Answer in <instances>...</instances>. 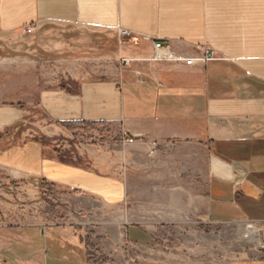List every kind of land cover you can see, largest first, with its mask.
<instances>
[{"label": "crops", "instance_id": "obj_1", "mask_svg": "<svg viewBox=\"0 0 264 264\" xmlns=\"http://www.w3.org/2000/svg\"><path fill=\"white\" fill-rule=\"evenodd\" d=\"M49 26L109 34L104 49L110 52L91 72L70 74V89L39 93L37 107L51 125L48 131L39 127V134L21 140L12 129L27 114L0 107L1 173L119 205L125 184L91 168L107 158L83 150L85 165H74L42 143L71 134L59 124L112 125L122 141L127 133L137 144L203 145L211 158L209 221L264 225V0H0V35ZM121 31L134 39L121 38ZM157 43L187 58L202 57L208 47L217 60L191 67L151 63ZM123 229L132 245L154 243L141 228ZM40 236L45 253L51 252L53 239ZM14 245L12 227L0 226V264L13 258ZM261 250L230 264H264ZM54 255L55 264H82L59 251Z\"/></svg>", "mask_w": 264, "mask_h": 264}, {"label": "rangeland", "instance_id": "obj_2", "mask_svg": "<svg viewBox=\"0 0 264 264\" xmlns=\"http://www.w3.org/2000/svg\"><path fill=\"white\" fill-rule=\"evenodd\" d=\"M108 39L109 34L55 26L0 35V107H18L27 114L12 129L13 135L23 140L29 133L39 134V127L51 128L37 107L39 93L70 89V74L76 69L91 72L108 57L110 51L104 49ZM67 132L71 134L42 139L48 147L58 148L63 161L85 165L83 150L98 153V160L107 158V164L90 167L120 178L125 199L106 206L63 188L13 180L0 172V226L12 227L15 244L8 263L55 264L59 251L82 264H230L262 252L261 237L248 236V225L209 221L211 158L203 145L157 144L151 155L152 144L124 145L112 125ZM86 162L91 163L88 158ZM121 227L141 228L154 243L132 245ZM40 232L53 239L51 252L45 253L48 246Z\"/></svg>", "mask_w": 264, "mask_h": 264}, {"label": "built area", "instance_id": "obj_3", "mask_svg": "<svg viewBox=\"0 0 264 264\" xmlns=\"http://www.w3.org/2000/svg\"><path fill=\"white\" fill-rule=\"evenodd\" d=\"M120 37L121 38H128L133 40L134 36L127 32V31H121L120 32ZM217 58L215 57V54L213 53L212 50H210L208 47L204 49V55L200 58H187V57H182L176 55L170 44H162V43H157L154 44V54L151 59V63H181L186 65L187 67L191 66H196L198 64H208L210 62L216 61ZM123 63L128 66L132 63L130 60H124ZM124 137V145L131 146L136 143H138L137 139H126L127 138V133H123ZM157 152V144L152 143V146L150 148V153L151 155H155ZM247 232L248 236H255L256 238H260L261 241L263 240V234H264V225L263 224H256V223H251L248 224L247 227ZM263 243V242H262ZM262 247L264 248L263 244H261Z\"/></svg>", "mask_w": 264, "mask_h": 264}, {"label": "trees", "instance_id": "obj_4", "mask_svg": "<svg viewBox=\"0 0 264 264\" xmlns=\"http://www.w3.org/2000/svg\"><path fill=\"white\" fill-rule=\"evenodd\" d=\"M91 125H95V124H86V123H64V124H59L60 127L66 129L68 131H71L73 133H75L77 131V129L80 128V127L91 126ZM43 139H42V143L45 146H47V144L44 143ZM65 162H67V161H65ZM67 163L74 164V163H71V162H67ZM74 165H81V164H74ZM43 185H47V184H43ZM47 186H49L51 189L56 188L55 186H52V185H47Z\"/></svg>", "mask_w": 264, "mask_h": 264}, {"label": "water", "instance_id": "obj_5", "mask_svg": "<svg viewBox=\"0 0 264 264\" xmlns=\"http://www.w3.org/2000/svg\"><path fill=\"white\" fill-rule=\"evenodd\" d=\"M262 244H263V246H264V234H263V243H262Z\"/></svg>", "mask_w": 264, "mask_h": 264}]
</instances>
